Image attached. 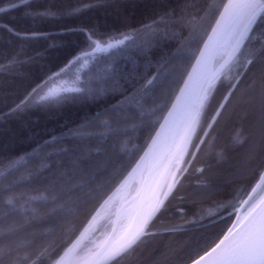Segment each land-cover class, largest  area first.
I'll return each instance as SVG.
<instances>
[{
  "label": "snow or ice",
  "instance_id": "obj_1",
  "mask_svg": "<svg viewBox=\"0 0 264 264\" xmlns=\"http://www.w3.org/2000/svg\"><path fill=\"white\" fill-rule=\"evenodd\" d=\"M21 6L33 19L80 12H61L54 6L32 10L29 0H9L0 14ZM144 7L155 11L156 19L128 32L109 36L95 27L67 29L86 35L87 50L41 79L22 99L2 101L7 110H0V264H144L142 251L158 244L157 237L209 228L221 212L227 213L230 226L210 240L197 237L191 264H264V0H149ZM2 20L0 16V32L10 37L31 40L49 35L17 31ZM173 41L179 47L170 51L167 46ZM193 43L198 46L192 48ZM130 45L144 58L140 76L117 66ZM157 49L159 59L153 60ZM98 52L112 53V62L81 76ZM20 55L0 64V72L15 69L22 75L32 58ZM183 56L194 61L190 71L177 62ZM71 68H76L75 79L60 80ZM69 103L102 108L72 126L66 122L58 134L48 132L47 139L10 127L35 109ZM242 105H258L261 114L259 148L253 146L246 160V171L258 177L256 183L215 208L152 231L180 192L181 178L196 162L214 126ZM97 124L105 129L100 135H125L119 146L125 153L141 150L129 133L148 131L143 154L126 174L123 165L112 166L113 156L106 151L103 161L94 162L92 149L83 146L86 137L96 135L85 130ZM25 143L31 151H20ZM95 152L99 155L101 149ZM36 158L39 165L33 164ZM24 181L42 188L27 195L18 191ZM180 251L169 243L151 264H183Z\"/></svg>",
  "mask_w": 264,
  "mask_h": 264
},
{
  "label": "trees",
  "instance_id": "obj_2",
  "mask_svg": "<svg viewBox=\"0 0 264 264\" xmlns=\"http://www.w3.org/2000/svg\"><path fill=\"white\" fill-rule=\"evenodd\" d=\"M8 2L9 0H3L0 7H7ZM11 2L19 3V0H11ZM148 2L149 0H29L32 10H43L54 6L55 10L61 12H69L77 8L80 9V12L58 18L33 19L25 14L29 9L21 6L9 9L6 15L0 14L3 17L2 22H11L17 31L49 34L46 38L24 40L0 32V64L5 63L18 52L21 53V59L32 58L30 63L23 66L22 75L16 74L15 69L10 72H0V110H7L2 102L5 98L9 104L22 99L41 79L59 71L73 56L87 50L86 35L79 31L69 32L67 29L95 27L98 32L109 36L128 32L131 28H139L156 19L155 11L144 7ZM158 2L176 4L182 0H158ZM85 5L93 6L85 7ZM184 35L186 36L187 32ZM9 39L11 43L7 42ZM141 39H143L142 36L138 37L137 43ZM197 46L196 43L191 45L192 48ZM167 47L170 51H175L179 44L173 41ZM159 56L160 50H154L152 59L157 60ZM112 58V53L101 54L84 72L83 76L86 73H95L99 68L110 64ZM177 62L183 63L188 70L190 64L193 63L187 56L178 58ZM117 66L126 73L140 76L144 72V58L134 45H130L121 53ZM223 91L224 89L221 88L218 96ZM101 108L102 106L95 104L69 103L47 111L35 109L21 121H13L10 127L13 130L21 131L22 135H27L31 130L47 139L48 132L58 134L65 130L63 125L66 122L72 126L74 123H79L80 118L85 114L93 115ZM260 120L261 114L258 105H242L214 126L211 135L206 138L207 142L202 145L196 162L181 178L180 192L177 193L176 198L172 199L168 211L155 222L152 231L182 223L183 219L191 218L194 214L205 209L209 200H220L222 203L228 201L237 192L245 190L255 180V177L246 171V160L253 146L259 148ZM25 124L27 128L24 127ZM85 131L96 133L82 141L85 148L92 149V160L94 162L103 161L106 151L113 156V167L124 166V174L130 170L131 165H134L139 155L143 154L142 149L146 147L149 135L147 130L129 133L128 135L133 137L132 143L140 146L141 150L125 153L119 152L120 144L126 139L125 135L120 133L100 135L105 129L99 124ZM2 138L0 137V139ZM19 148L21 152L31 151L27 143L19 145ZM97 148L101 149L99 155L95 152ZM221 154L223 158H221ZM39 163V158L33 161L34 165H39ZM200 168H203L204 171H198ZM41 188L42 185L34 181H24L20 184L18 191L27 195H36L38 194L37 190ZM216 192L219 194L215 196ZM180 196H183L184 199L181 200ZM180 209L184 210L186 216H182ZM220 216L224 219H220ZM220 216L214 218L216 223L209 228L183 234L177 233L174 236L157 237L156 239L160 241L158 244H150L142 251L144 264H151V261L155 260L169 243L173 247L181 249L179 258L183 259V264H188L196 258L194 252L197 237H207L210 240L225 225L230 226L231 221L228 219L227 213H220ZM233 218L234 216L231 219Z\"/></svg>",
  "mask_w": 264,
  "mask_h": 264
},
{
  "label": "rangeland",
  "instance_id": "obj_3",
  "mask_svg": "<svg viewBox=\"0 0 264 264\" xmlns=\"http://www.w3.org/2000/svg\"><path fill=\"white\" fill-rule=\"evenodd\" d=\"M103 53H106V52H98L96 54V59L101 56V54ZM94 62V60L92 62L89 63V65L87 67H85L84 69L81 70L80 72V75L83 76L84 72L92 65V63ZM79 67V66H77ZM58 72V71H57ZM75 76H76V68H71L70 70L67 71V74L66 75H62L60 77V80H64V81H68L69 83H71V81H73L75 79ZM258 179V177H255V180L244 190V191H250L251 189V186H253L255 183H256V180ZM233 197V196H232ZM231 197V198H232ZM230 198V200H231ZM217 203H222V201L220 200H209L208 201V204H206L207 207L211 206V208H215ZM207 207L203 210H206ZM229 211V210H228ZM222 213H225V212H221Z\"/></svg>",
  "mask_w": 264,
  "mask_h": 264
},
{
  "label": "bare ground",
  "instance_id": "obj_4",
  "mask_svg": "<svg viewBox=\"0 0 264 264\" xmlns=\"http://www.w3.org/2000/svg\"><path fill=\"white\" fill-rule=\"evenodd\" d=\"M216 194H219V192H216V193H215V196H216Z\"/></svg>",
  "mask_w": 264,
  "mask_h": 264
},
{
  "label": "water",
  "instance_id": "obj_5",
  "mask_svg": "<svg viewBox=\"0 0 264 264\" xmlns=\"http://www.w3.org/2000/svg\"><path fill=\"white\" fill-rule=\"evenodd\" d=\"M194 62V61H193ZM191 69H189V71H190ZM188 264H191V262H189Z\"/></svg>",
  "mask_w": 264,
  "mask_h": 264
},
{
  "label": "flooded vegetation",
  "instance_id": "obj_6",
  "mask_svg": "<svg viewBox=\"0 0 264 264\" xmlns=\"http://www.w3.org/2000/svg\"><path fill=\"white\" fill-rule=\"evenodd\" d=\"M234 219V218H233Z\"/></svg>",
  "mask_w": 264,
  "mask_h": 264
}]
</instances>
